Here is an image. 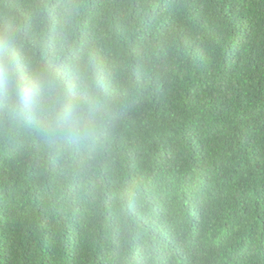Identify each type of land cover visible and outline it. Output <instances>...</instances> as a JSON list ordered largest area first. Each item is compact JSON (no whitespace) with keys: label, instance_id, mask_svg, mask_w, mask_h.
<instances>
[{"label":"trees","instance_id":"trees-1","mask_svg":"<svg viewBox=\"0 0 264 264\" xmlns=\"http://www.w3.org/2000/svg\"><path fill=\"white\" fill-rule=\"evenodd\" d=\"M2 28L93 104L81 141L0 116V264H264V0H0Z\"/></svg>","mask_w":264,"mask_h":264},{"label":"clouds","instance_id":"clouds-1","mask_svg":"<svg viewBox=\"0 0 264 264\" xmlns=\"http://www.w3.org/2000/svg\"><path fill=\"white\" fill-rule=\"evenodd\" d=\"M16 47L15 33L10 28L0 29V116L56 138H89L93 96L88 84L68 82L52 71H23Z\"/></svg>","mask_w":264,"mask_h":264}]
</instances>
